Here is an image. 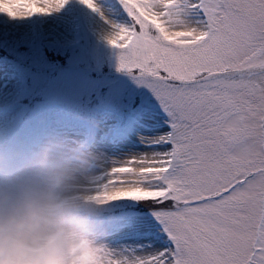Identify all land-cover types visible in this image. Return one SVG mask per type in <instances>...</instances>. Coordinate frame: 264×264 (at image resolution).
I'll return each mask as SVG.
<instances>
[{"label": "snow or ice", "instance_id": "obj_1", "mask_svg": "<svg viewBox=\"0 0 264 264\" xmlns=\"http://www.w3.org/2000/svg\"><path fill=\"white\" fill-rule=\"evenodd\" d=\"M78 2L161 114L145 151L102 175L93 264H264V0ZM67 3L0 0V14Z\"/></svg>", "mask_w": 264, "mask_h": 264}, {"label": "rangeland", "instance_id": "obj_2", "mask_svg": "<svg viewBox=\"0 0 264 264\" xmlns=\"http://www.w3.org/2000/svg\"><path fill=\"white\" fill-rule=\"evenodd\" d=\"M89 15L94 21H101L96 14L85 10L83 6L77 4L76 0H68V3L59 12L45 16L10 19L0 14V47L5 45L6 50H10V42H14L15 45H24L27 47L28 50L24 53H18V57L22 61L28 62L36 70L35 73H31L29 70L27 71L32 74L31 88L36 89L43 86L44 83L48 84L44 92L51 95V97L43 94L46 98L40 103L39 108L53 103L51 101L53 99H60L58 94H71L77 99L83 96L88 97L93 90L98 91L102 84L110 86L109 93L103 103L96 105H100L101 107L104 105L117 107L120 110V106L123 105L122 100L124 95H128V92L132 94L140 88H145L147 90V93H144L146 100H143L137 108L141 109L143 105L158 108L155 102H150L151 93L149 90L137 83L131 75L118 74L116 76H107L102 74L103 63L105 62L107 66L117 67L116 52L102 44L99 45L96 43L93 36L89 33L92 28L88 21ZM73 39L79 42L77 44L78 46L75 49L72 47L67 48L68 42ZM66 49L69 52L67 55V63L64 65L65 67L61 66L62 68L57 71V74L45 73L47 70L43 71V69H50V65H53L50 61L56 58L57 53L64 54ZM5 64L9 65V62L6 61ZM17 67L19 68L18 65ZM92 70L98 71L101 73V76L96 78L91 77L90 73ZM22 71L21 68L17 69L11 66L7 71L0 73V90L19 89L22 79L25 80L26 78ZM11 73L14 74V78L10 77ZM50 89L53 90L49 91ZM99 94L96 95V98H99ZM118 100L121 102L119 103ZM124 106L126 109L129 108L126 104ZM36 108L37 106L33 110ZM141 110L152 116V112L148 109ZM73 112H76V110L73 109ZM120 112L124 113V110H120ZM98 118L103 120L101 116ZM155 121L157 123L156 126H158L160 117H157ZM57 125L62 126L63 123L57 122ZM103 125L104 122L100 126ZM145 133L147 132L140 133L137 136V146L147 144V139L140 140V137ZM112 162L117 164L113 158L103 161V168L100 169H104L106 164ZM97 206L99 207L100 205L89 204L87 212L93 213L94 208ZM129 216L132 217L130 214ZM93 224L107 226L108 220L104 219L99 221L93 219ZM129 233L131 234L132 232ZM79 240L80 238L78 236L72 239L71 246L65 253L66 258L67 255L69 256L71 254L69 250L76 243L78 244ZM94 249L95 247L93 246H84L80 251L75 250L74 254L77 256L79 253L80 256L83 255V264H93L95 257V254H93L95 253ZM80 256L77 258L78 260Z\"/></svg>", "mask_w": 264, "mask_h": 264}, {"label": "clouds", "instance_id": "obj_3", "mask_svg": "<svg viewBox=\"0 0 264 264\" xmlns=\"http://www.w3.org/2000/svg\"><path fill=\"white\" fill-rule=\"evenodd\" d=\"M97 168L98 151L55 136L28 156L0 162V264H65L74 227L57 190L73 184L77 172L95 178Z\"/></svg>", "mask_w": 264, "mask_h": 264}, {"label": "bare ground", "instance_id": "obj_4", "mask_svg": "<svg viewBox=\"0 0 264 264\" xmlns=\"http://www.w3.org/2000/svg\"><path fill=\"white\" fill-rule=\"evenodd\" d=\"M77 4H79L78 0H76ZM80 5V4H79ZM82 6V5H81ZM85 9V8H84ZM87 10V9H85ZM100 20V19H99ZM88 21L90 23L91 32L95 34V36L102 37L104 38V33L106 31V26L104 25L103 21H94L93 18L89 15ZM155 134V132H147L143 136L140 137V140H144L152 137ZM147 144L141 145L139 147H129L128 144H123L119 148H114L115 150L113 151V148H111L107 144L99 145L96 146L95 150L98 151L101 156H102V163L103 161H106L109 158L115 159V162L121 163L127 158L137 155L139 153H142L145 151ZM115 165L113 162L106 164L104 166V169H99V170H94L93 176L95 178H90L86 179L84 178L79 172L76 173L78 179L71 184L70 186L66 188H61L57 190V195L60 198L65 197L66 195H71L74 191L72 190V186L74 185H82V186H87L91 184H100L102 182L101 178L99 175L104 172L105 169ZM75 263V257H72L68 260L65 261V264H74Z\"/></svg>", "mask_w": 264, "mask_h": 264}]
</instances>
